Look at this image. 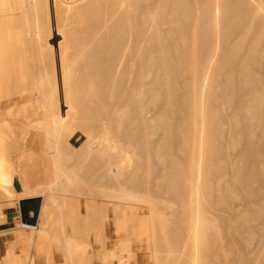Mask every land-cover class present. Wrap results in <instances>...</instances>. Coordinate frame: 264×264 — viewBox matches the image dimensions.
<instances>
[{
	"label": "rangeland",
	"instance_id": "rangeland-1",
	"mask_svg": "<svg viewBox=\"0 0 264 264\" xmlns=\"http://www.w3.org/2000/svg\"><path fill=\"white\" fill-rule=\"evenodd\" d=\"M0 151L42 264H264V0H0Z\"/></svg>",
	"mask_w": 264,
	"mask_h": 264
},
{
	"label": "crops",
	"instance_id": "crops-1",
	"mask_svg": "<svg viewBox=\"0 0 264 264\" xmlns=\"http://www.w3.org/2000/svg\"><path fill=\"white\" fill-rule=\"evenodd\" d=\"M6 158L5 152L0 151V264H42L40 208L33 226L21 222L19 208L20 200L40 197L35 185L40 180V164L30 158L29 166L24 167L20 157L8 165ZM15 180L20 186L19 191L14 187ZM29 216H32L31 212Z\"/></svg>",
	"mask_w": 264,
	"mask_h": 264
},
{
	"label": "water",
	"instance_id": "water-1",
	"mask_svg": "<svg viewBox=\"0 0 264 264\" xmlns=\"http://www.w3.org/2000/svg\"><path fill=\"white\" fill-rule=\"evenodd\" d=\"M14 187L17 191L20 190L18 182L14 181ZM41 205V197L26 198L19 201L20 219L23 224L33 226L36 223L37 215ZM32 216H29V213Z\"/></svg>",
	"mask_w": 264,
	"mask_h": 264
},
{
	"label": "bare ground",
	"instance_id": "bare-ground-1",
	"mask_svg": "<svg viewBox=\"0 0 264 264\" xmlns=\"http://www.w3.org/2000/svg\"><path fill=\"white\" fill-rule=\"evenodd\" d=\"M114 147V146H113Z\"/></svg>",
	"mask_w": 264,
	"mask_h": 264
}]
</instances>
